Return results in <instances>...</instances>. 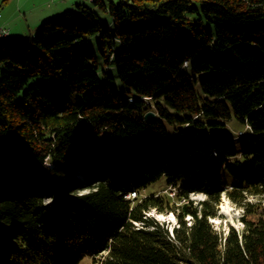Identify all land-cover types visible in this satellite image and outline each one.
<instances>
[{"label": "trees", "instance_id": "trees-1", "mask_svg": "<svg viewBox=\"0 0 264 264\" xmlns=\"http://www.w3.org/2000/svg\"><path fill=\"white\" fill-rule=\"evenodd\" d=\"M261 199L264 0H93L0 43V264H264Z\"/></svg>", "mask_w": 264, "mask_h": 264}, {"label": "crops", "instance_id": "crops-1", "mask_svg": "<svg viewBox=\"0 0 264 264\" xmlns=\"http://www.w3.org/2000/svg\"><path fill=\"white\" fill-rule=\"evenodd\" d=\"M82 0H0V26L9 30L12 39L36 36L40 25L74 9Z\"/></svg>", "mask_w": 264, "mask_h": 264}, {"label": "rangeland", "instance_id": "rangeland-1", "mask_svg": "<svg viewBox=\"0 0 264 264\" xmlns=\"http://www.w3.org/2000/svg\"><path fill=\"white\" fill-rule=\"evenodd\" d=\"M81 4L90 5V2L87 0H82ZM100 18L103 20L105 25H108L110 22V17L99 10H96ZM11 36V35H10ZM97 40V37H90L89 38V45L90 47H94V44ZM107 74L111 75L112 77L115 76L114 70L112 68L105 70ZM113 86L121 93L124 94L126 91L125 88L117 81V80H109ZM239 127L234 129V135H236L237 130ZM238 140V138H237ZM175 192V189H172ZM170 192L169 188L165 186L164 179H161L151 185H149L144 192L143 195H148L151 193H167ZM190 199L194 202V204L199 203L205 199L203 194H192L190 195ZM251 201H254L250 199ZM49 199H44V202H48ZM261 205L264 206V199L260 200ZM218 217L215 219H211L210 222L212 223L214 229L222 234H226L229 229H234L237 232H240L243 229V224L241 221L243 210L241 207L236 206L234 203L231 202L225 195L221 196L220 204L218 205ZM150 218H153L159 223H162L171 229L173 225H175V218L172 214H159L154 210H150L147 214ZM94 258L97 255H93ZM82 264H92L90 259H85Z\"/></svg>", "mask_w": 264, "mask_h": 264}, {"label": "bare ground", "instance_id": "bare-ground-1", "mask_svg": "<svg viewBox=\"0 0 264 264\" xmlns=\"http://www.w3.org/2000/svg\"><path fill=\"white\" fill-rule=\"evenodd\" d=\"M89 2H92L93 0H87ZM10 34H5V35H0V43H4L10 40ZM175 192L173 191V196H174ZM128 195H132L130 197V200L134 199L136 197V192H130L126 195V199H129Z\"/></svg>", "mask_w": 264, "mask_h": 264}, {"label": "built area", "instance_id": "built-area-1", "mask_svg": "<svg viewBox=\"0 0 264 264\" xmlns=\"http://www.w3.org/2000/svg\"><path fill=\"white\" fill-rule=\"evenodd\" d=\"M5 34H10L9 30L3 26H0V35H5ZM170 192H168L170 197H173V190H169ZM132 195H128L129 199Z\"/></svg>", "mask_w": 264, "mask_h": 264}, {"label": "water", "instance_id": "water-1", "mask_svg": "<svg viewBox=\"0 0 264 264\" xmlns=\"http://www.w3.org/2000/svg\"><path fill=\"white\" fill-rule=\"evenodd\" d=\"M155 118L154 114L151 112H148L145 116H144V120L147 122H151L153 121Z\"/></svg>", "mask_w": 264, "mask_h": 264}]
</instances>
